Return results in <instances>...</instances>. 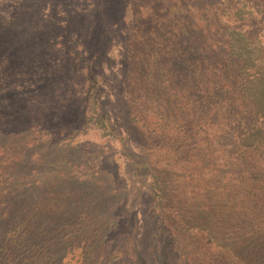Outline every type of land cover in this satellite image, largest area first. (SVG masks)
Wrapping results in <instances>:
<instances>
[{"label":"rangeland","instance_id":"rangeland-1","mask_svg":"<svg viewBox=\"0 0 264 264\" xmlns=\"http://www.w3.org/2000/svg\"><path fill=\"white\" fill-rule=\"evenodd\" d=\"M230 26L264 68V0H0L3 264H264V186L248 174L244 192L229 162L231 102L179 91L224 71Z\"/></svg>","mask_w":264,"mask_h":264},{"label":"trees","instance_id":"trees-1","mask_svg":"<svg viewBox=\"0 0 264 264\" xmlns=\"http://www.w3.org/2000/svg\"><path fill=\"white\" fill-rule=\"evenodd\" d=\"M221 38L225 40V43L217 46L221 51L219 57L225 61L224 71H198L180 86L179 91H189L196 86L211 85L212 88L222 89L227 94V100L231 103H226L224 111L232 110L229 116L225 113L227 117L223 118V126L227 125L230 130L233 128L235 131L229 147L233 150V158L229 162L234 166V170H238L244 192H248L246 190L250 185L248 174L253 175L254 183L257 184L260 181V185L264 186L262 182L264 179V68L261 61V46L259 41L250 37L246 30L234 26L226 27ZM175 43L177 50L184 55L183 43L177 41ZM196 46L195 48L199 51L204 48L202 45L196 44ZM188 48L192 47L188 46ZM212 51L218 54L217 48L214 47ZM205 53L203 52V56L200 55L199 58L184 55L182 62L195 59L203 64ZM212 61L217 62L213 59ZM202 68H205L204 65ZM185 72L188 71L177 72V74L180 76ZM214 94H216L215 91L212 92L213 96ZM92 100L96 101V98ZM104 117L105 114L97 115V120L101 125L105 121ZM152 189L155 198L161 202L163 191L157 184ZM243 196L244 199L251 197L248 194ZM3 258L0 257V264H3ZM6 258L7 264H11L12 256L8 255Z\"/></svg>","mask_w":264,"mask_h":264}]
</instances>
